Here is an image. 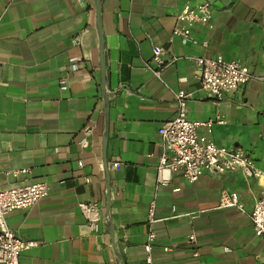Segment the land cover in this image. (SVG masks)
<instances>
[{
    "label": "crops",
    "instance_id": "obj_1",
    "mask_svg": "<svg viewBox=\"0 0 264 264\" xmlns=\"http://www.w3.org/2000/svg\"><path fill=\"white\" fill-rule=\"evenodd\" d=\"M201 1L99 0L98 29L95 0H0L1 186L49 187L5 215L16 236L36 242L20 264H264V237L248 214L264 176L234 170L189 182L174 172L157 181L158 128L175 116L179 90L190 120H212L199 134L242 148L264 171V0H209L211 26L195 23L183 41L176 15ZM154 45L176 58L161 80L147 67ZM218 54L254 75L220 100L201 87L195 62ZM222 191H235L242 209L221 206Z\"/></svg>",
    "mask_w": 264,
    "mask_h": 264
},
{
    "label": "built area",
    "instance_id": "obj_2",
    "mask_svg": "<svg viewBox=\"0 0 264 264\" xmlns=\"http://www.w3.org/2000/svg\"><path fill=\"white\" fill-rule=\"evenodd\" d=\"M211 9L209 0L194 5L184 4L176 15L177 23L173 34L180 36L183 41L191 40V27L195 23L211 26ZM202 44L206 45L207 41L204 40ZM165 52V47L154 45L152 62L147 64L152 74L160 80L162 69L176 59L175 57L165 59ZM195 62L201 87L218 100L227 92L238 91L254 77L246 65L237 60L225 59L221 54L212 57L199 56L196 57ZM60 88L65 89L66 84L61 83ZM186 96L183 90L175 93L177 104L175 116L163 122L158 128L162 143V153L157 164L158 183L168 182L174 172H180L189 182L197 180L204 173L219 175L234 170H240L245 177L264 176V171L254 166L251 157L242 148L216 144L206 135L197 132L198 125L210 126L212 120L206 122L190 120L186 115ZM112 166L118 169L119 162L114 161ZM3 171L0 167V176ZM48 188V184L44 181L3 188L0 181V264H20V252L36 244L34 241L19 238L6 226V213L33 205L48 194ZM220 205L242 209L235 191H222ZM78 206L87 214L95 209L92 202H79ZM155 206V201L152 200L147 208L149 226L147 243L144 246L147 263L151 262L150 249L155 238L152 227L155 221ZM248 214L255 235L264 237V190L254 201ZM87 218L89 227L96 230V219L89 216ZM189 239L193 240V235H190Z\"/></svg>",
    "mask_w": 264,
    "mask_h": 264
},
{
    "label": "water",
    "instance_id": "obj_3",
    "mask_svg": "<svg viewBox=\"0 0 264 264\" xmlns=\"http://www.w3.org/2000/svg\"><path fill=\"white\" fill-rule=\"evenodd\" d=\"M95 8H96V15H97L96 24L98 26V29H100L99 28V0H95ZM99 44H100V51H101V49H102V37H101V35H100V42H99ZM104 147H105V145H103V149H104ZM104 161L106 162V159H104Z\"/></svg>",
    "mask_w": 264,
    "mask_h": 264
}]
</instances>
